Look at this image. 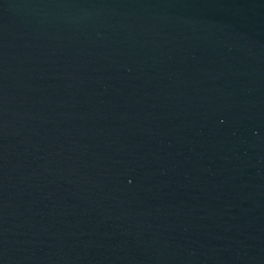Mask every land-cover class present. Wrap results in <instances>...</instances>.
<instances>
[{"label": "water", "instance_id": "obj_1", "mask_svg": "<svg viewBox=\"0 0 264 264\" xmlns=\"http://www.w3.org/2000/svg\"><path fill=\"white\" fill-rule=\"evenodd\" d=\"M0 264H264V0H0Z\"/></svg>", "mask_w": 264, "mask_h": 264}]
</instances>
